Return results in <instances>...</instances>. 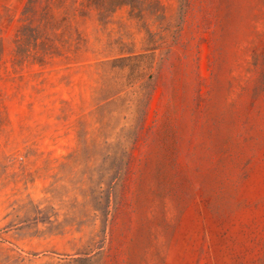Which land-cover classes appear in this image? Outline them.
Wrapping results in <instances>:
<instances>
[{
    "label": "rangeland",
    "instance_id": "1",
    "mask_svg": "<svg viewBox=\"0 0 264 264\" xmlns=\"http://www.w3.org/2000/svg\"><path fill=\"white\" fill-rule=\"evenodd\" d=\"M0 264H264V0H0Z\"/></svg>",
    "mask_w": 264,
    "mask_h": 264
}]
</instances>
